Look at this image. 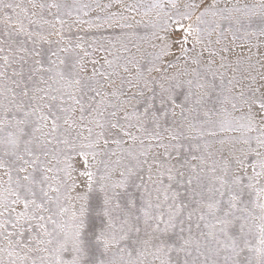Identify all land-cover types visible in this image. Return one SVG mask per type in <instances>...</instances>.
I'll list each match as a JSON object with an SVG mask.
<instances>
[{
  "label": "snow or ice",
  "instance_id": "6c2138e0",
  "mask_svg": "<svg viewBox=\"0 0 264 264\" xmlns=\"http://www.w3.org/2000/svg\"><path fill=\"white\" fill-rule=\"evenodd\" d=\"M0 264H264V0H0Z\"/></svg>",
  "mask_w": 264,
  "mask_h": 264
}]
</instances>
